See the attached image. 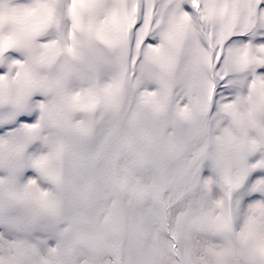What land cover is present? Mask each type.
Masks as SVG:
<instances>
[{"label": "snow or ice", "instance_id": "snow-or-ice-1", "mask_svg": "<svg viewBox=\"0 0 264 264\" xmlns=\"http://www.w3.org/2000/svg\"><path fill=\"white\" fill-rule=\"evenodd\" d=\"M0 264H264V0H0Z\"/></svg>", "mask_w": 264, "mask_h": 264}]
</instances>
